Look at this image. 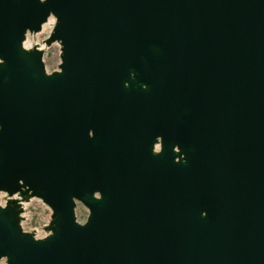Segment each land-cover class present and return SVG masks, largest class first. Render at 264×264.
<instances>
[{"label": "water", "instance_id": "obj_1", "mask_svg": "<svg viewBox=\"0 0 264 264\" xmlns=\"http://www.w3.org/2000/svg\"><path fill=\"white\" fill-rule=\"evenodd\" d=\"M0 125L4 264H264V0H0Z\"/></svg>", "mask_w": 264, "mask_h": 264}, {"label": "rangeland", "instance_id": "obj_2", "mask_svg": "<svg viewBox=\"0 0 264 264\" xmlns=\"http://www.w3.org/2000/svg\"><path fill=\"white\" fill-rule=\"evenodd\" d=\"M54 21L53 23H50ZM49 26V30L46 31L45 26ZM56 25L55 17H50L48 22L43 25V28L38 33H28L26 44L30 46L36 43L45 48L44 60L48 63L52 64L56 68L59 69V59H61V45L58 42L53 43L49 47H45L43 43H45L48 35ZM46 37V38H45ZM38 41V42H37ZM29 46V47H30ZM6 197V196H5ZM5 199V198H4ZM30 206L25 209L22 214L24 217V223H27L31 226V229L35 231V234L39 237L40 233L43 232L46 234L45 226L49 223L51 218V210L46 206L43 201L39 198H32L29 202ZM89 214L88 209L81 203H78L76 215L77 218H82L85 216L87 218Z\"/></svg>", "mask_w": 264, "mask_h": 264}, {"label": "clouds", "instance_id": "obj_3", "mask_svg": "<svg viewBox=\"0 0 264 264\" xmlns=\"http://www.w3.org/2000/svg\"><path fill=\"white\" fill-rule=\"evenodd\" d=\"M54 21H51L50 23H53ZM45 29L46 31L49 30V26H45ZM46 38V37H45ZM38 42V41H37ZM30 43H31V40L29 42V44H26L25 47H29L30 46ZM0 129H2V125H0ZM20 184L23 185V181H20ZM21 191H22V188H21ZM21 191H17V192H14L10 197L9 199L12 200V201H20L21 204H22V207L27 209L30 204L29 203H24L23 202V199H22V196H21ZM8 191L7 190H0V208H7V201H5V196H8ZM84 218L85 216L82 218L81 216V222L83 223L84 221ZM23 229L25 232H28L31 230V226L27 223L23 224ZM46 234L41 232L39 237H37V239H40L42 237H44ZM0 264H4V260H0Z\"/></svg>", "mask_w": 264, "mask_h": 264}, {"label": "flooded vegetation", "instance_id": "obj_4", "mask_svg": "<svg viewBox=\"0 0 264 264\" xmlns=\"http://www.w3.org/2000/svg\"><path fill=\"white\" fill-rule=\"evenodd\" d=\"M161 141H162V139H161V137H158L157 139H156V142L154 143V146H153V152H154V154H158V153H160L161 152V149H162V145H161ZM133 155H134V153H133ZM97 196L99 197V194H97ZM44 203V202H43ZM75 203H76V207H75V215H76V210H77V206H78V203H81V204H83L82 202H80V201H78V200H76L75 199ZM46 206H48L46 203H44ZM84 205V204H83ZM85 206V205H84ZM86 207V206H85ZM48 208L51 210V218H50V221H51V219H52V209L48 206ZM87 208V207H86ZM88 209V208H87ZM88 211H89V209H88ZM89 214H90V211H89ZM89 214H88V216H89ZM88 216H87V219H88ZM87 219H86V221H87ZM76 220H77V215H76ZM50 221H49V223H50ZM78 221V220H77ZM48 223V224H49ZM48 224L45 226V231H46V227L48 226ZM34 233V232H33ZM36 235V234H35ZM46 235H47V231H46ZM45 235V236H46ZM44 236V237H45ZM38 236L36 235V238H37ZM44 237H42V238H44ZM2 260H5L6 261V259H2ZM6 264V263H5Z\"/></svg>", "mask_w": 264, "mask_h": 264}, {"label": "bare ground", "instance_id": "obj_5", "mask_svg": "<svg viewBox=\"0 0 264 264\" xmlns=\"http://www.w3.org/2000/svg\"><path fill=\"white\" fill-rule=\"evenodd\" d=\"M43 44H44L45 47H47V46L45 45V43H43ZM25 45H26V42H25ZM38 46H40V45H38ZM40 47H42V46H40ZM42 49L45 51V48H44V47H42Z\"/></svg>", "mask_w": 264, "mask_h": 264}]
</instances>
